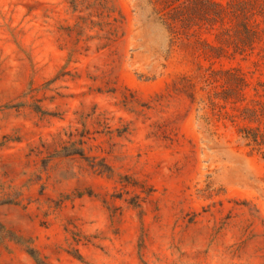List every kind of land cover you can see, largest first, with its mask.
Segmentation results:
<instances>
[{
	"label": "rangeland",
	"instance_id": "374dc122",
	"mask_svg": "<svg viewBox=\"0 0 264 264\" xmlns=\"http://www.w3.org/2000/svg\"><path fill=\"white\" fill-rule=\"evenodd\" d=\"M159 10L0 0V264H264L263 155L196 78L264 100L261 49L207 60Z\"/></svg>",
	"mask_w": 264,
	"mask_h": 264
},
{
	"label": "trees",
	"instance_id": "16d2710c",
	"mask_svg": "<svg viewBox=\"0 0 264 264\" xmlns=\"http://www.w3.org/2000/svg\"><path fill=\"white\" fill-rule=\"evenodd\" d=\"M151 3L160 7L157 14L170 36L175 40L197 38L195 52L207 60L246 57L258 47L264 59V0H229L226 4L215 0H151ZM203 32L211 35L213 41L198 38ZM196 78L205 89L220 84L222 92L209 98L212 107H217L216 100L244 104L238 110V118L247 123L239 130L241 140L264 158V100L246 103L250 85L243 73L233 68L213 70L199 66ZM197 84L192 81L190 86L195 89Z\"/></svg>",
	"mask_w": 264,
	"mask_h": 264
}]
</instances>
